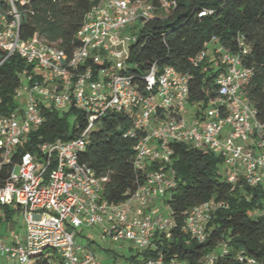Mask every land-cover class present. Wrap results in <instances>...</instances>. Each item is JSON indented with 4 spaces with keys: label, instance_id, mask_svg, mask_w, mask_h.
<instances>
[{
    "label": "built area",
    "instance_id": "1",
    "mask_svg": "<svg viewBox=\"0 0 264 264\" xmlns=\"http://www.w3.org/2000/svg\"><path fill=\"white\" fill-rule=\"evenodd\" d=\"M9 2L11 18L0 15V64L17 53L33 69L22 73L23 82L15 94L17 106L0 113V205L15 208L24 221L21 240L7 244V237L0 235V256L19 264H29L31 257L58 264H99L93 252L82 250L75 240L74 229L81 225L100 228L102 238L112 242L127 241L146 250L154 232L168 231L173 225L159 212L154 199L163 203L166 190L174 186L169 168L173 153L169 144L174 141L219 155L228 181L241 176L249 186L261 184L264 189V123L245 95L244 85L252 70L238 54L224 47L215 50L222 67L215 78L216 95L208 100L202 117L191 111L186 118L181 110L187 104V74L153 64L144 77L147 89L142 94L128 74L119 72L128 57L131 27L154 14L152 0H101L92 6L77 31L79 44L70 56L37 35L21 40L19 15L13 0ZM158 2L166 12L175 5L174 0ZM208 13L202 10L199 16ZM206 54L207 50L200 52L196 61ZM96 63L99 66L93 69ZM23 92L24 105H20L18 96ZM41 104L56 110L73 104L86 114L88 126L72 139L40 141L34 152H18L27 135L44 121ZM108 109L132 118L125 134L138 136L133 164L146 173L132 197L120 203L101 197L106 177L96 176L77 158L86 131ZM150 163L157 167L148 170ZM213 209L211 202L191 208L184 229L202 241ZM225 248L223 243L217 249L224 252ZM214 257L207 256L202 264H213ZM143 264L191 263L148 257Z\"/></svg>",
    "mask_w": 264,
    "mask_h": 264
},
{
    "label": "trees",
    "instance_id": "2",
    "mask_svg": "<svg viewBox=\"0 0 264 264\" xmlns=\"http://www.w3.org/2000/svg\"><path fill=\"white\" fill-rule=\"evenodd\" d=\"M100 1L13 0L19 15V37L27 40L37 35L70 56L79 44L77 31L86 13ZM152 1L156 5L154 14L138 19L134 29L131 27L128 57L119 72L128 74L142 94L147 89L144 77L153 64L158 69L170 66L187 74V103L195 106L193 115L202 117L208 100L216 95L215 78L222 71L215 50L227 48L252 70L244 92L256 117L264 123V0H174L175 5L164 15L157 13L158 0ZM10 10L9 0H0V15L9 20ZM202 10L210 13L199 16ZM204 50L208 54L196 61ZM98 66L96 63L92 68ZM32 69L33 65L17 53L0 64V113L7 114L17 106L15 94L23 82L22 73ZM40 110L43 123L27 135L18 152H34L40 141L72 139L88 126L86 114L73 104L63 114L46 104H41ZM69 113L75 115L72 121ZM132 122L126 113L108 109L86 131L85 145L77 154L79 163L90 167L96 176L106 177L101 197L111 203L129 200L145 180L146 173L133 164L138 136L125 134ZM169 146L173 151L169 168L175 182L166 190L162 204L168 208L173 225L168 231L154 232L143 254L191 264H202L212 254L213 264H264L263 185L249 186L241 176L228 181L222 158L212 151L180 141ZM156 167L150 163L147 169ZM204 202H211L214 209L206 224V237L199 241L184 227L187 212ZM15 211L0 205V223ZM223 243L224 252L217 249ZM127 260L130 264L144 262L133 255ZM35 264L58 262L38 258Z\"/></svg>",
    "mask_w": 264,
    "mask_h": 264
},
{
    "label": "rangeland",
    "instance_id": "3",
    "mask_svg": "<svg viewBox=\"0 0 264 264\" xmlns=\"http://www.w3.org/2000/svg\"><path fill=\"white\" fill-rule=\"evenodd\" d=\"M160 15L166 13L161 9L157 12ZM134 29V27L132 26ZM101 77V74H100ZM19 104L24 105L25 93L18 96ZM195 108L188 103L182 108V113L186 118L188 114ZM68 106L59 109L63 114L67 112ZM75 115L68 114L69 121L74 119ZM159 212L163 215H168V208L160 202ZM0 235L6 236L7 244L11 243L13 239L21 240L24 235V221L21 213L15 211L6 221L0 223ZM74 237L82 250H90L95 255L99 264H130L127 258L131 255L138 261H144L147 257L143 254V250L130 244L127 241H110L109 238H102L101 229L91 225H81L74 229ZM35 257L29 259V264H35ZM0 264H19L14 258L0 256ZM26 264V263H24Z\"/></svg>",
    "mask_w": 264,
    "mask_h": 264
},
{
    "label": "crops",
    "instance_id": "4",
    "mask_svg": "<svg viewBox=\"0 0 264 264\" xmlns=\"http://www.w3.org/2000/svg\"><path fill=\"white\" fill-rule=\"evenodd\" d=\"M154 203H155L156 206H160V199L155 198L154 199Z\"/></svg>",
    "mask_w": 264,
    "mask_h": 264
}]
</instances>
